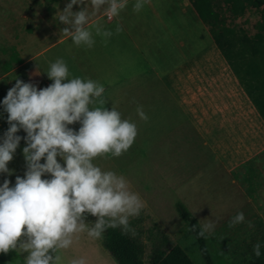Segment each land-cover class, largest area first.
I'll list each match as a JSON object with an SVG mask.
<instances>
[{"label": "rangeland", "instance_id": "1", "mask_svg": "<svg viewBox=\"0 0 264 264\" xmlns=\"http://www.w3.org/2000/svg\"><path fill=\"white\" fill-rule=\"evenodd\" d=\"M8 1L0 0V40L8 33L4 30V26H6L9 33L11 32L9 19L4 13ZM15 1L19 2L20 0ZM149 2L145 4L140 14L131 9V5L135 3V0L132 3L129 2L127 7L120 13L121 20H128L136 29L129 25L127 29L116 34L115 28L119 22L107 23L104 19H100L104 28L113 31V35L105 43L104 39L96 36L93 30L95 44L91 49L84 46H75L69 36H66V39L62 42L53 45L52 42L65 35L62 31L64 27H60L59 31L51 33H47L42 27L35 34L34 32L29 33V31L26 35L20 33L19 35H24V38H18L17 45L20 46L19 43L23 46L26 44L27 54L32 52L34 54L43 49L42 56L36 58L35 63L40 64V73L45 80L53 82L48 78L46 72L50 62H54L57 58H62L67 65L74 64L79 69L81 67L83 74L103 77L106 82L99 83L106 88L104 95L110 105L109 110L112 106H115V98L111 96L113 90L121 82H126L128 77L137 74L138 84L135 94L139 95V98L132 106H130L132 102L123 99L120 110L123 118L130 119L138 127L135 142L127 152L118 158L108 156L97 158L94 162L104 170H112L118 174H123L129 180L131 189L140 194L145 202V207L140 213L143 217L142 227L148 228L157 223L171 239L183 247L196 264H206L199 252L193 234L177 213L175 203L179 200L189 208L201 226L209 221L215 223L212 232L206 233L208 236H214L212 247L215 252H213V257L220 264H238L239 260L245 258V251L249 245L264 241V151L257 152V149L253 147L255 143H252V139L246 140L245 144L251 143V145H247L245 151L251 149L250 152L241 157L248 156L251 160L245 163L228 161L226 165L230 171L229 178H227L226 169L222 163H216V166H218L216 174L221 178L213 179L216 183L213 189L214 192L211 196L210 194L205 195L210 196L209 199L212 197V201L209 203L200 202V195L196 196L194 192L186 191L183 188L185 185L182 182L183 178L198 169L193 173L195 177L193 179L196 183L200 179V173L206 174L209 172L212 161H207V159L203 162H191L190 159L182 160V129L174 126L178 117V111L174 110L176 103L160 97L157 95V91L162 89H168L172 92L177 91L174 87L175 78L179 73H183L185 68H188L180 66V63L182 62V65H184L189 61L186 60L187 57H193L194 54H199L208 47L206 40H202L206 37L204 32L206 27L190 6L185 13L182 12V17L171 18L168 22L165 21V26H161L160 35L157 36L162 40L153 42L152 51H144V55L141 56L136 53L129 55V52H135L133 43L136 46L138 45L140 50L144 48V40L141 38V34L143 32L148 33V31L138 30L137 27L139 21L143 19L144 13H151ZM125 12L127 13L124 14ZM258 18V13L253 9H249L236 22L249 33H254L253 25ZM202 31L203 38L199 36ZM205 31L208 36V30ZM127 34L131 36V39L127 38ZM181 35L182 52L179 53L175 37ZM209 37L211 39L210 35ZM185 46L187 47L185 48ZM26 51L22 50L21 54ZM3 53L9 54V51L0 49V56ZM121 61H132L136 66L131 69V73L126 66L120 70L119 68L123 66L119 65V63H122ZM32 67L30 64L12 73L11 76L22 81V77ZM123 69L127 70L126 74ZM146 70L150 72L147 74ZM152 75H155V80H157L156 76L164 78L165 88L153 81L150 78ZM147 76H149L148 80H146ZM8 81L15 83L11 78ZM8 81L7 79L2 80L0 85H5ZM138 105L143 106L144 112L149 117L147 122L141 120L137 113H130L131 109L136 110ZM117 109L119 110V108ZM127 109L129 111H125ZM7 115L3 107L2 120L6 124H8ZM69 127L74 131H78L80 124L69 125ZM253 142L256 141L253 139ZM24 147H26V143L24 146L18 145L13 160L7 165L11 175L1 173L2 184L7 179L10 181L9 186L12 187L15 185L17 176L24 177L27 170V162L23 155ZM219 148L221 147H217V150ZM183 151L186 154L194 153L189 146L184 147ZM217 156L220 160L227 156L230 157V155L222 154L220 151L217 152ZM57 160L63 166V161L59 157H57ZM43 162L42 159L41 163ZM50 178L47 174L42 177V179ZM238 212H243L245 220L230 228L228 226L229 222ZM94 221L95 217L86 219V222L91 223ZM249 223H251V227ZM145 233L142 236L143 241H146ZM149 251L150 244L146 243V254L144 256L146 264ZM26 255L27 253H20L19 250H10L7 254L0 253V264H23V258ZM60 255V264H70L72 259L80 257H86L88 264H116L100 241L92 240L86 233L80 234L79 240L75 241L70 248L62 250Z\"/></svg>", "mask_w": 264, "mask_h": 264}, {"label": "clouds", "instance_id": "2", "mask_svg": "<svg viewBox=\"0 0 264 264\" xmlns=\"http://www.w3.org/2000/svg\"><path fill=\"white\" fill-rule=\"evenodd\" d=\"M148 2L135 0L133 11L139 13ZM128 3L90 0L93 11L89 13L85 7L73 12V5L84 4V0H70L58 19L66 25L62 31L75 46L91 49L93 30L105 43L113 35L99 19L90 23L91 17L103 8L109 19L117 18ZM122 31L117 23L115 33ZM46 74L53 81L49 86L38 90L17 79L2 101L9 127L0 142V173L11 175L7 165L20 143L16 133L21 129L26 133L23 155L27 170L23 178L16 177L14 186L7 179L0 185V253H27L23 264H60L61 251L70 248L82 233L102 240L107 229L119 227L135 236L130 218L138 217L145 207L123 174L104 170L94 162L127 152L138 135L136 123L123 118L115 106L106 108L104 85L91 78L71 77L62 58L50 62ZM136 112L148 121L142 105ZM74 123L80 124L78 131L69 127ZM46 174L51 178L42 179ZM89 215L95 217L94 222H86ZM244 220L243 212H238L228 226ZM214 228L215 223L209 221L198 236L203 238ZM260 248V243L253 246L256 257L261 255ZM70 264L88 261L80 257Z\"/></svg>", "mask_w": 264, "mask_h": 264}, {"label": "crops", "instance_id": "3", "mask_svg": "<svg viewBox=\"0 0 264 264\" xmlns=\"http://www.w3.org/2000/svg\"><path fill=\"white\" fill-rule=\"evenodd\" d=\"M149 1V10L151 13H144L146 16H143V19L139 21V26L137 27L138 30L148 31V33L143 32V34H141V38L144 40V48L140 50L139 46L133 43L135 52H129V55L131 53H136L138 56H141L144 55V51H152L153 42L162 40L157 36L160 35L159 30L161 26H165V21L168 22L171 18L182 17V12L185 13L186 9L191 6L188 0ZM69 2L70 0L8 1L4 8L6 9L4 13L9 19L8 22L11 32L9 33L6 26H4V30L8 33L0 40V49H7L9 54L3 53L2 56H0V72L3 71L0 73V82L6 79L8 81V79L11 78L16 83L17 79L11 76L12 73L31 64L33 67L28 69L26 75L22 77L24 83H31L35 85L38 90L52 83L41 76L40 64L35 63L36 58L42 56L43 49L38 50L34 54L33 52L27 54L25 50L26 44L23 46V44L19 43L20 46H18L17 39L24 38V35H19L20 33L26 35L29 31V33L34 32L35 34L40 27L44 28L47 33L59 31L60 27H66V25L59 21L58 16L59 12L63 11ZM129 2L132 3L134 0H129ZM84 7L89 13L93 11L90 0H84V4L73 5L72 11L76 12L82 10ZM131 9L133 10V5H131ZM126 13L127 12L124 14ZM140 13L141 11L139 14ZM195 14L198 17L196 12ZM11 19L13 20L11 21ZM97 19H104L107 23L119 22L123 30L127 29L129 25L136 29L128 20H121L120 16L109 19L104 14L103 8L96 16L91 17L90 23ZM155 19L156 21H154ZM205 30H208L207 27L204 29L206 37L203 38V31L199 36L203 38L202 40H206L208 47L201 53L194 54L193 57H187L188 59L186 60L189 61L184 65H182V62L180 63V66L188 68H185L183 73H179L175 78L174 87L177 91L172 92L168 89H162L157 91V95L176 103L174 110L178 111V117L175 120L176 125L174 126H177L178 129H182V160L190 159L191 162H203V160L207 159V161H212L209 172L206 174L200 173V179L197 180L196 183L193 179L195 178L193 173L198 171V169H195L194 172L182 179V182L185 184L183 188L186 191H192L196 196L200 195V202L209 203L212 201V197L210 199L209 197L214 192L213 189L216 184L213 179L221 178L216 174V170H218L216 163H222L226 169L227 178H229L230 171L229 167L226 165L228 161L245 163L251 160L248 156L245 158L241 157L245 155V153L250 152L251 149L249 148L245 151L246 146L251 145V143L245 144L246 140L252 139V143H255L253 147L257 149V152L264 151V120L214 43L212 37L210 39V33L207 36ZM128 35L129 34H127V38L131 39V36ZM65 39L66 35L61 36L52 42V44L60 43ZM175 39L177 40L176 46L179 48V53H181L182 35L175 37ZM186 47L187 46H185V48ZM22 50L26 52L21 54ZM124 52L127 53L126 50H124ZM121 62L122 63H119V65L123 66L119 69L122 70V68L126 66L130 73L131 69L136 66L132 61ZM68 68L71 77L79 76L82 78H91L98 82H106L103 77H99L98 75L91 76V74H83L81 67L79 69V67L74 64H68ZM127 70H124L125 74ZM146 72L148 74L150 71L146 70ZM136 76L137 74L128 77L126 82H121L111 93V96L115 98V106L119 108V111L121 110V102L123 99H126L127 102H132L130 105L132 106L139 98V95L135 94L138 84ZM154 77L155 75L150 76L153 81H156L158 84L162 85V88H165L163 84L164 78L156 76L157 80H155ZM148 79L149 76L146 77V80ZM11 83L12 82L8 81L7 84L0 85V142L8 129V124L4 123V120H2V101L7 95L8 90L15 85V83ZM105 107L109 109L110 105L108 102ZM125 111H129V109ZM130 113L136 114L137 112L132 108ZM76 124L79 123H74L72 125ZM253 139L256 142H253ZM186 146H189L190 150L194 151V153L186 154V152L183 151V148ZM217 147L221 148L217 150ZM218 151L222 154H228L230 157L227 156L220 160L217 156ZM202 178L205 179L201 180ZM0 184L2 185L1 173ZM207 194H210V196H205Z\"/></svg>", "mask_w": 264, "mask_h": 264}, {"label": "trees", "instance_id": "4", "mask_svg": "<svg viewBox=\"0 0 264 264\" xmlns=\"http://www.w3.org/2000/svg\"><path fill=\"white\" fill-rule=\"evenodd\" d=\"M188 1L264 120V0ZM249 9H253L259 16L253 25L254 33H249L236 22ZM16 135L21 137L19 146H24L26 133L21 129ZM175 207L193 234L205 263L220 264L213 257L214 236L205 233V237H199L201 224L197 218L183 202L176 201ZM90 218L92 216L89 215L87 219ZM142 218L141 214L130 218V228L135 230V236L125 234L117 227L107 229L103 239L99 240L116 264H146V243L150 244L147 264H196L183 247L171 239L157 223L148 228L142 227ZM144 233L146 241L142 240ZM256 243L261 245L260 257L253 253ZM256 243L247 247L245 258L239 260L238 264H264V241Z\"/></svg>", "mask_w": 264, "mask_h": 264}]
</instances>
